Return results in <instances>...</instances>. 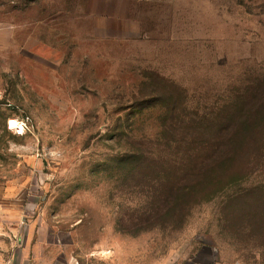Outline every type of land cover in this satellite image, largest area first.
Returning <instances> with one entry per match:
<instances>
[{"label":"rangeland","instance_id":"1","mask_svg":"<svg viewBox=\"0 0 264 264\" xmlns=\"http://www.w3.org/2000/svg\"><path fill=\"white\" fill-rule=\"evenodd\" d=\"M263 76L264 0H0V250L264 264L258 201L231 196L262 174L174 214L161 180L181 158L172 125Z\"/></svg>","mask_w":264,"mask_h":264},{"label":"trees","instance_id":"2","mask_svg":"<svg viewBox=\"0 0 264 264\" xmlns=\"http://www.w3.org/2000/svg\"><path fill=\"white\" fill-rule=\"evenodd\" d=\"M182 124L172 125L182 128L176 141L182 150L181 158H167L164 162L168 168L161 177L167 186L166 208L170 213L187 210L190 202L198 198L227 192L255 172L264 177V76L225 104L214 119L206 117ZM170 132L175 134L167 130ZM173 134L168 139L171 142L175 140ZM143 161V157H136V163ZM231 196L258 201L250 205L254 219L251 223L264 238V180Z\"/></svg>","mask_w":264,"mask_h":264},{"label":"crops","instance_id":"3","mask_svg":"<svg viewBox=\"0 0 264 264\" xmlns=\"http://www.w3.org/2000/svg\"><path fill=\"white\" fill-rule=\"evenodd\" d=\"M2 250H0V264H79L75 258L64 252L59 254L57 245L53 247L49 243L24 242L13 249L12 253L7 249L2 248Z\"/></svg>","mask_w":264,"mask_h":264},{"label":"bare ground","instance_id":"4","mask_svg":"<svg viewBox=\"0 0 264 264\" xmlns=\"http://www.w3.org/2000/svg\"><path fill=\"white\" fill-rule=\"evenodd\" d=\"M14 125V124H13Z\"/></svg>","mask_w":264,"mask_h":264}]
</instances>
